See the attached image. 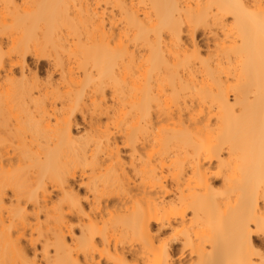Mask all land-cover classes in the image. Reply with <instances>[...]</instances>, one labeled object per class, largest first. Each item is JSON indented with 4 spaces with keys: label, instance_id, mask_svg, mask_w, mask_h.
<instances>
[{
    "label": "bare ground",
    "instance_id": "obj_1",
    "mask_svg": "<svg viewBox=\"0 0 264 264\" xmlns=\"http://www.w3.org/2000/svg\"><path fill=\"white\" fill-rule=\"evenodd\" d=\"M0 264H264V0H0Z\"/></svg>",
    "mask_w": 264,
    "mask_h": 264
}]
</instances>
